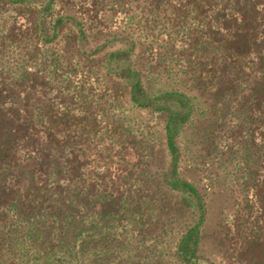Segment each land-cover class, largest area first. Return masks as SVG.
Masks as SVG:
<instances>
[{"label": "rangeland", "instance_id": "374dc122", "mask_svg": "<svg viewBox=\"0 0 264 264\" xmlns=\"http://www.w3.org/2000/svg\"><path fill=\"white\" fill-rule=\"evenodd\" d=\"M146 1L0 0L5 220L45 202L43 191L52 188L94 210L120 212L118 237L83 245L79 236L71 263L63 250L43 255L45 249L25 243L9 222L0 225L12 242L0 248V264H191L177 250L191 229L193 264H264V155L260 131L258 145L243 155L246 85L218 119L212 93L189 78L188 53L180 55L185 45L176 41L182 34L165 33L179 11L167 9L157 22L155 3ZM168 74L194 107L176 136L174 167L163 114L130 95L138 79L147 95L168 89ZM221 75L219 84L232 85L227 65ZM247 156L259 159L258 171L250 172ZM131 213L137 222L124 227ZM100 233L84 230L83 236Z\"/></svg>", "mask_w": 264, "mask_h": 264}, {"label": "trees", "instance_id": "16d2710c", "mask_svg": "<svg viewBox=\"0 0 264 264\" xmlns=\"http://www.w3.org/2000/svg\"><path fill=\"white\" fill-rule=\"evenodd\" d=\"M50 1L48 0L49 3ZM153 2L155 4L151 9L156 13L154 18L157 22L162 20V12L167 9L179 11L176 22H171L169 27L164 25L166 30L170 29L172 32L165 31V28L161 30H164L169 37L173 32L182 34L178 35L176 41L185 45L179 54L188 53L185 63L190 69V72L187 70L190 74L189 78L199 81L205 91L212 93L215 99L213 113L218 119L224 116L229 106L227 104L230 99L236 97L237 91L241 90L240 86L246 85L248 98L242 113L248 117L243 155L258 145L255 140L259 131L258 137L264 155V55H261L264 49H259V44L264 38V0H150L148 4L146 1L144 6L149 7ZM175 26L177 28L174 29ZM258 28H261L259 32H257ZM245 46H247L246 50H244ZM251 58L261 60L253 63ZM245 64H249L246 72L241 75L235 72L238 67H244ZM226 65L227 69L232 71L234 78L231 81L232 85L228 87L218 83L219 80H223L221 67ZM168 75L166 79L170 80L169 88L157 95H147L140 79L131 83L130 95L131 100L138 106L151 107L153 113L159 111L163 114L167 146L174 156L172 157L174 167L179 150L176 136L188 122L194 107L190 97L174 87V83L178 82L176 77ZM246 160L249 163L248 167L252 168L251 173L258 171L254 168V164H258L259 159L256 161V158L247 156ZM51 179L49 177L48 181ZM53 181L52 179L49 184ZM179 184L182 186L184 184L195 194L190 185L181 182ZM43 193L44 196L46 195L45 202L41 203L38 200L29 211L16 213L17 217L13 222L5 220L8 209L4 212L0 211V225L5 226L9 222L10 228L15 227L18 236L23 238L25 243L45 249L43 255L49 253V249L52 248L63 250L70 263L74 259V248L78 244L79 236L83 245L118 237V234H114L118 226L116 218L120 213L117 212L118 210H113L112 207L107 210L104 207L94 210L85 206L79 198L74 201L67 194L53 188L44 190ZM9 211H13V208ZM85 212L86 214L83 215ZM81 214L83 217L80 216ZM128 216L124 227L129 223L137 222L133 213ZM1 229L0 227V248H4L5 243L10 246L12 242L9 233L2 232ZM84 230H98L102 235L98 239H91L83 236ZM195 232V229L188 230L177 244L178 257L191 264L197 246Z\"/></svg>", "mask_w": 264, "mask_h": 264}]
</instances>
